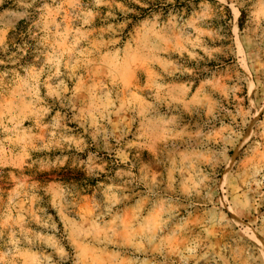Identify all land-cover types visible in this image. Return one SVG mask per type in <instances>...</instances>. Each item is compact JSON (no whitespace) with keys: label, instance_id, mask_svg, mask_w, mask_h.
<instances>
[{"label":"rangeland","instance_id":"rangeland-1","mask_svg":"<svg viewBox=\"0 0 264 264\" xmlns=\"http://www.w3.org/2000/svg\"><path fill=\"white\" fill-rule=\"evenodd\" d=\"M0 264H264V0H0Z\"/></svg>","mask_w":264,"mask_h":264},{"label":"trees","instance_id":"trees-1","mask_svg":"<svg viewBox=\"0 0 264 264\" xmlns=\"http://www.w3.org/2000/svg\"><path fill=\"white\" fill-rule=\"evenodd\" d=\"M246 16V13L244 10H241V16H240V20H239V28L242 31L244 28V18Z\"/></svg>","mask_w":264,"mask_h":264}]
</instances>
